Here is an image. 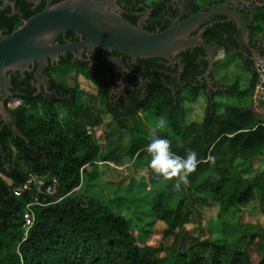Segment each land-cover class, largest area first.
Segmentation results:
<instances>
[{
	"label": "trees",
	"instance_id": "trees-1",
	"mask_svg": "<svg viewBox=\"0 0 264 264\" xmlns=\"http://www.w3.org/2000/svg\"><path fill=\"white\" fill-rule=\"evenodd\" d=\"M206 2L209 0L193 5L184 19ZM248 14L251 17L244 19L250 43L261 41L264 46V0H255ZM229 24L230 29L215 25L203 35L206 45L224 52L219 62L231 59L229 46H239L237 38L223 37L230 30L236 32L233 23ZM168 27V24L163 26L161 31ZM203 55L199 48L181 54L186 62L181 78L186 83L183 92L172 96L161 83L154 84L143 103L135 98L133 106L121 112L111 109L104 101L112 85L111 75L104 78L86 75L106 106L97 112L91 126L99 123L101 114H108L115 124L117 138L120 132L128 131L130 138L125 151L134 169H151V156L146 151L151 136L135 137L137 131L139 135L145 132L142 116L147 112L157 120L164 118L168 122V128L159 135L170 140L175 154L184 156L188 149L197 152L200 163L189 176L188 199L177 200L166 186L149 203L155 222L164 227L163 236L173 235L172 243L166 247L140 246L132 234L134 226L130 219L102 200L81 193L91 175L84 176L85 168L106 160L83 122V119L89 122L90 112L76 102L78 85L68 89L58 83L70 98L56 100L55 110L52 106L43 107L42 117L36 110L26 111L23 118L17 116L16 126L24 140L12 138L9 133L4 136L8 155L5 163L0 162V264H264V228L261 227H249L253 231L245 237L247 245L243 253L236 251V240L215 244L208 237L194 233L197 237H192L189 245L182 241L189 236L184 226L193 219L191 206L198 200L218 202L220 221L226 210L236 213V204L245 206L254 196L264 202V120L258 118L264 116V107L255 101L258 75L246 66L251 81L244 91L239 92L235 84L224 85L226 91L207 99L206 112L199 124L187 125L183 121L184 102L194 103L203 89L189 83L187 73L193 70L197 76L201 74L199 67L205 70L207 62L194 64ZM185 93L187 100L183 99ZM225 95L226 99L247 100L248 105L239 108L227 104L221 108L213 100ZM58 109L63 112L66 109L62 121L58 119ZM209 155L215 157L214 164L208 161ZM236 163L242 166L241 170L236 169ZM52 178L56 180L55 193L47 196L44 191ZM161 179L156 175L151 183ZM29 180L33 182L31 191L20 196L13 193L14 188ZM140 184L139 189L144 191L146 184ZM34 200L40 205L31 207L34 221L27 228L25 206ZM141 201L134 200L138 205Z\"/></svg>",
	"mask_w": 264,
	"mask_h": 264
},
{
	"label": "flooded vegetation",
	"instance_id": "flooded-vegetation-1",
	"mask_svg": "<svg viewBox=\"0 0 264 264\" xmlns=\"http://www.w3.org/2000/svg\"><path fill=\"white\" fill-rule=\"evenodd\" d=\"M64 1L66 0H0V40L12 35L20 29L26 21L39 15L46 8L56 6ZM115 1L120 10L121 17L128 23L131 25L134 24V26L140 24L142 28L149 33H159L162 32L161 28L163 26L167 24L170 26V24L177 19H179V22L185 20L184 16L188 14L191 7L196 5L199 0ZM226 1L227 0H209V2L199 6L198 10L209 5H222ZM254 1L255 0H228V5L244 19L245 16L248 18L251 17L248 11L250 5H252ZM244 2H247L248 5ZM153 17L157 18V20H155V18L153 19ZM229 23L230 22L223 17H215L203 23L196 32L203 28V39L205 31L209 28L215 25H222L230 29ZM227 36L237 38L239 42V32L237 30L236 32L230 30L227 34L223 35L224 38H227ZM79 41L80 38L73 32L65 31L56 36L52 45L62 47L66 44H77ZM249 44L250 48L258 53L260 58L264 57V46L261 44V41L250 43L249 39ZM211 47L213 48L214 64L210 73L207 74L209 61L208 55L205 52L203 56L196 58L194 62L196 65H200L201 61L207 62L205 70L202 71V67H199L198 73L201 74L197 76H195L193 70L187 73L191 79L189 83L201 89L203 88L201 92L204 93L206 99L212 98V94L224 92L227 89L224 85H219L212 77V70L218 64L215 55L219 48L216 46ZM228 55L231 57L230 60L235 61V64L237 61L240 62L241 60L244 64L241 65V67L245 71H247L245 68L247 66L251 69L250 72L256 73L255 58L252 53L245 47H242L240 43L238 47L229 46ZM112 57L119 59L122 65L121 72L116 74V80H114L113 77L114 66L102 57L100 49H94L92 54L86 49H83L80 53H78V51H74V53L67 52L56 57V60H50L48 58L46 65L42 68H40L38 63L33 62L22 67L18 71L7 72L9 81L8 87L6 88V92L0 91V105L7 112L6 115L0 114V162L5 163V158L8 155V149L3 144L5 135L9 133L12 138L18 137L24 140L23 135L16 126L18 123L17 116L23 118L26 111L36 110L39 116L42 117L45 114V112L41 110L43 107L51 109L52 106L55 110L56 105L54 102L56 100H62L64 97H71L68 92L60 89L58 86L55 77L58 70L65 68L73 69L80 77H84L90 84L91 82L87 79L86 75L97 78L107 77V74L111 75L112 85L104 101H106V104H108L111 109L119 112L131 108L135 98L143 103L147 97L148 91L154 84L161 83L165 89L171 92L172 96H175L177 92H183L185 90L186 83H184L181 78L185 73L184 67L186 66V62L184 60L185 57L181 56V54L176 60L169 63L160 59L137 58L133 61L131 58L116 52H112ZM250 72L247 73L250 74L251 77ZM191 74L194 75L193 78ZM258 85L259 81L256 88ZM67 88L69 89L71 87ZM96 96L102 100L97 90ZM105 107L100 108V110H104ZM15 110H18V112L11 113ZM64 110L66 111V109ZM102 115L104 114H101L100 117Z\"/></svg>",
	"mask_w": 264,
	"mask_h": 264
},
{
	"label": "rangeland",
	"instance_id": "rangeland-1",
	"mask_svg": "<svg viewBox=\"0 0 264 264\" xmlns=\"http://www.w3.org/2000/svg\"><path fill=\"white\" fill-rule=\"evenodd\" d=\"M208 0H199L203 3ZM224 54L222 50H217L215 58L221 60ZM225 60L219 62L212 70V77L219 85L226 87L235 86L238 91H244L251 81L250 74L247 73L241 64L237 61ZM235 65V66H234ZM56 80L61 85L73 88L78 85L76 96L78 97L77 104L82 105L83 108L89 109L90 116L83 119L84 124L99 147L101 148L102 156L106 160L105 163H98L93 167L85 168V177L91 174L89 179H86L81 193L86 196L96 197L102 202L113 208L114 211H120L121 214L131 220L133 224L132 234L137 239L140 246L151 245L157 246L162 244L163 247L169 246L172 243L173 235L169 237L163 236V226L155 222L154 217L150 212L149 203L153 196L160 192L166 186H169L173 192L174 198L185 202L188 197L186 186L182 185L179 191L175 190L173 184L175 178L172 180H164L163 178L152 184L151 181L156 178L152 169L139 168L134 169L126 155V145L129 141V132L122 131L117 138V131L115 124L112 122L110 115L104 114L99 117V123L91 126L90 122L96 118L97 111L104 108L105 104L96 96V88L90 84L84 77H80L73 69H62L56 72ZM225 96H218L214 98V102L223 105H236L239 108H245L248 105L247 100L238 101L235 97L226 99ZM187 100L186 93L183 96ZM13 106V105H11ZM207 99L204 93L200 92L194 103L187 101L183 104V121L187 125L199 124L206 112ZM106 109V107H105ZM59 120L62 121L65 111L58 109ZM264 120V116H258ZM144 134L135 135L136 138H149L153 135L154 125L158 122L151 112H147L142 116ZM142 130V131H143ZM139 135V136H138ZM144 135V136H143ZM235 164L236 169L241 170L242 166ZM87 174V175H86ZM145 183L146 187L140 188V183ZM87 189V191H86ZM143 191V192H141ZM137 198L143 204L138 205L134 202ZM197 199H195L196 201ZM134 203V204H133ZM264 202L256 199V196L245 206L235 205L236 213L230 209L222 216V220H218L219 203L214 199H210L206 203L197 201L191 206L194 213L193 219L184 226L186 233L189 236H184L183 243L189 245L192 242V237L199 233L201 237L209 238L215 244H223L230 240H236V251L243 253L246 248L247 234L251 233L249 227L257 226L264 228ZM180 231V230H178ZM246 234V235H243ZM194 234V235H193Z\"/></svg>",
	"mask_w": 264,
	"mask_h": 264
},
{
	"label": "water",
	"instance_id": "water-1",
	"mask_svg": "<svg viewBox=\"0 0 264 264\" xmlns=\"http://www.w3.org/2000/svg\"><path fill=\"white\" fill-rule=\"evenodd\" d=\"M245 4L247 2H244ZM248 5V3H247ZM182 12V11H181ZM182 14V13H181ZM223 17L233 23L239 32V43L248 49L255 58L259 85L255 101L264 107V57L250 48L248 27L244 19L230 6L228 0L222 5H209L200 8L194 15L179 22L175 20L159 33L146 32L140 24L134 26L124 20L115 0H66L48 7L7 38L0 40V91L8 87L7 72L18 71L36 62L42 68L47 59L65 53H80L86 49L91 54L100 49L102 57L114 66L113 77L121 72L119 59L112 52L135 59H160L172 62L188 50L199 48L208 55L210 73L214 64L213 48L202 39L204 29L196 30L205 22ZM71 31L80 38L77 44L53 46L56 36ZM0 114L7 112L0 105Z\"/></svg>",
	"mask_w": 264,
	"mask_h": 264
},
{
	"label": "clouds",
	"instance_id": "clouds-1",
	"mask_svg": "<svg viewBox=\"0 0 264 264\" xmlns=\"http://www.w3.org/2000/svg\"><path fill=\"white\" fill-rule=\"evenodd\" d=\"M168 128V122L161 118L154 125L153 135L146 146V151L150 154L149 167L154 173L164 180L175 178L173 187L179 191L181 186L189 184V176L195 172L198 164V154L195 150L188 149L184 156L175 154L171 150V142L159 133ZM208 161L215 163V157L209 155Z\"/></svg>",
	"mask_w": 264,
	"mask_h": 264
},
{
	"label": "built area",
	"instance_id": "built-area-1",
	"mask_svg": "<svg viewBox=\"0 0 264 264\" xmlns=\"http://www.w3.org/2000/svg\"><path fill=\"white\" fill-rule=\"evenodd\" d=\"M31 184L33 185V182H32V180H29L25 183V185L18 187V188H14L13 193L17 196H20L25 191H31V189H30ZM55 186H56V180L54 178H52L49 181V185L46 187V189L44 191L45 194L47 196L53 195L55 193ZM34 205H40V204L37 202V200H34L33 203L27 204L25 206V208H26L25 224H26L27 228H29L34 221V215H33L32 209H31V207Z\"/></svg>",
	"mask_w": 264,
	"mask_h": 264
}]
</instances>
